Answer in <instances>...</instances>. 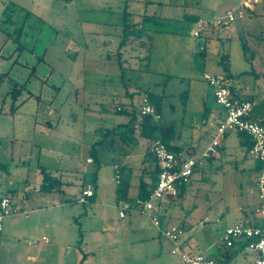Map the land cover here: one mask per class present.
Listing matches in <instances>:
<instances>
[{"label":"rangeland","instance_id":"374dc122","mask_svg":"<svg viewBox=\"0 0 264 264\" xmlns=\"http://www.w3.org/2000/svg\"><path fill=\"white\" fill-rule=\"evenodd\" d=\"M125 2L130 11L157 16L143 24V34H125ZM7 4L24 8L20 25L2 23ZM230 9L234 21L218 28L214 38L206 32L193 37V15L222 16ZM133 23L142 26L139 17ZM18 26L23 32L16 41ZM118 50L123 75L113 58ZM205 71L232 73L234 84L250 89L257 101L253 114L264 111V0H249V6L243 0H0V72L25 84L15 102L7 95L8 81L0 93V198L9 196L18 210L4 219L0 264H80L84 254L81 264H183L180 251L172 253L175 244L149 217L136 211L119 217V204L134 206L142 199L140 180H150L149 141L140 138L139 159L131 167L125 154L133 145L119 135L114 146L124 153L101 147L97 163L90 148L101 130L129 120L115 109L138 112L145 91L158 102L161 123L174 125V143L184 146L181 131L199 132L200 97L211 101ZM195 152L200 155V146ZM223 160L234 167L232 159ZM43 168L62 186L44 188ZM245 173L219 181L194 175L181 197L156 202L160 229L182 224L181 249L186 240L192 251L220 264H252L250 253L230 258L219 253L228 248L226 228L242 219L245 193L256 198L255 174ZM83 185L95 191L87 203L76 200ZM243 207L250 212L251 206Z\"/></svg>","mask_w":264,"mask_h":264},{"label":"built area","instance_id":"2783aa9c","mask_svg":"<svg viewBox=\"0 0 264 264\" xmlns=\"http://www.w3.org/2000/svg\"><path fill=\"white\" fill-rule=\"evenodd\" d=\"M246 0L244 4H247ZM236 9V8H235ZM235 9L227 10L222 16L200 17L194 24L193 37L197 38L211 28L229 26L235 19ZM203 80L214 89L215 101L220 105L224 114L216 121L215 129L210 134V141L199 156H186L183 152L170 149L169 145L160 139L151 141L152 152L156 167L157 178L150 190L147 199H140L133 206L128 201H122L119 206V216L126 217L131 211L142 213L149 217L152 223L160 229L161 221L156 211V202L164 197H176L180 188L187 184L193 177L195 170L204 164L207 158L216 156L223 139L230 133L236 132L246 135L250 141V153L259 162L260 169L256 177V189L258 194V205L256 223L240 222L228 226L224 233V241L227 247H233L239 240L244 241L257 256L254 264H264V124L255 120L251 115L254 102L241 100L233 96L227 79L224 75L204 72ZM141 116H151L159 120L154 106L147 100L145 95L142 99L140 109ZM94 191L90 188L84 189L78 201L87 203ZM12 198L3 196L0 198V235L3 231L4 219L17 213ZM183 226L172 225L161 228V234L175 244L172 253H179L183 264H220L217 259L206 256L203 253L181 249L178 245Z\"/></svg>","mask_w":264,"mask_h":264},{"label":"crops","instance_id":"0c3cea01","mask_svg":"<svg viewBox=\"0 0 264 264\" xmlns=\"http://www.w3.org/2000/svg\"><path fill=\"white\" fill-rule=\"evenodd\" d=\"M245 1L246 0H243V3ZM207 4L209 5V3H207ZM244 5L249 6V1L247 2V4H244ZM145 8H146V6H145ZM202 9L208 10L209 8L205 4ZM141 13L143 14V13H145V11H142ZM196 16L197 17H203V15H201V14H196ZM212 16H214V15H211L209 17H212ZM217 30H218V28H211V29H208L204 32H206L207 35L209 34L211 36V38H214ZM202 52H204V50H202L201 53ZM205 72H208V71H205ZM218 74L224 75L226 77L227 82L229 84V87L231 88V91H232L233 96L235 98L250 100V101L254 102L255 105H254L251 116L255 120L262 122L264 124V111H262L261 113L256 112L255 114H253L258 103L254 98H252L253 95L251 93V90L246 88L245 86H243L241 84L235 85L233 82L234 77H233L232 73L229 75L228 74H222V73H218ZM263 75H264V73H263ZM212 90H213V92H212V97H211L210 102H209L208 96L204 95V94L200 97V99L198 101V105L202 104V106H199V108H201V111H202V116H201L202 120L200 121L199 126L197 127V129H199V132L196 131V132L191 133L189 131L186 132L185 130L181 131V134H184V137H185L184 140H186L184 142V144L186 146H189L190 148H196V146H198V147L200 146V152H202L204 150V148L207 146V144L209 143L210 134L215 129L216 121L219 118H221L224 114L223 108L216 103L215 96H214V89L212 88ZM203 131L208 135L209 139H208V137H207V139L206 138L204 139V137L202 139V136L204 133ZM173 143H174V141H173ZM141 144H142V142L140 141V143L137 146H139ZM250 146H251V141L247 136L236 133V132H232V133L228 134L223 139V141L221 142V145H220L219 150H218V154L216 156H212L210 158H207L204 161V164L195 170L194 175H199L202 179L203 178H205V179L206 178H212V180L219 181L225 175H231V174L239 175L240 173L246 174L245 172H249V173L255 174L254 181L252 180L251 182H252V185L254 182V185L256 186V184H255L256 183V177H257V174H258L260 167H259V162L250 153ZM135 151H136V147L130 149L129 151L126 152L127 154H125L128 167H131L130 165H132L133 161L139 159V158H137ZM193 154H194L193 156H197L195 150H194ZM222 157H225L226 160H228V161H231V159H232V161H234V167L231 166L230 162H227L225 160L221 161ZM192 179H193V177L190 179L189 182H191ZM64 184H65V182H64ZM248 184H250V183H248ZM186 185L187 184H185L183 186V188H185ZM250 186H251V184H250ZM84 187L85 186L83 185L77 191L78 198L81 196L82 189H84ZM62 190H63V188H62ZM184 191H185V189L183 190V193H184ZM245 196H246L245 200L242 203V206L240 207V210L242 213V219L240 220V222H249L252 224L256 223L258 220L257 213H256V207L258 205V194H256V198H254L251 195H249V192H246ZM78 198H76V200H78ZM88 199H89V201L91 200V198H88ZM244 205L251 206V209H250L251 213L248 212V210H245V208L243 207ZM128 217H129V213L127 214L126 217H123V218L120 217V218L126 219ZM67 224H70V219L68 220ZM182 226L184 227V225H182ZM70 231H69V233L67 231V235L69 237H71V239H74L75 234L72 233V230H70ZM159 231L161 232L160 229H159ZM180 245L185 250H192V244L189 241L185 240V241L181 242ZM0 246H1V242H0ZM209 248H211V247H209ZM226 248H227V246H226ZM229 248H231V249L235 248V249L231 250ZM237 252L250 253L252 256V259H251L252 264H254V261H255L257 254L253 250H251L249 247H247V244L242 240L237 241L233 247H228L225 250L219 249V253L224 258H230L232 256H235V254H237ZM85 258H86L85 254H84V256L82 255V257L80 258L81 259L80 264L85 261ZM215 259H217V258H215ZM218 262H219V260H218Z\"/></svg>","mask_w":264,"mask_h":264},{"label":"trees","instance_id":"16d2710c","mask_svg":"<svg viewBox=\"0 0 264 264\" xmlns=\"http://www.w3.org/2000/svg\"><path fill=\"white\" fill-rule=\"evenodd\" d=\"M138 8V7H137ZM136 11V10H135ZM24 12V8L22 7H17L15 4L10 5L7 4L5 5V9L3 10V18H2V23L6 24H19L21 23V19L23 17V13ZM30 13L26 12L25 16H29ZM141 18V22H142V26H137L135 23H133V20L135 18ZM14 18H16L17 20H15ZM198 18L196 15H193V22L195 24L196 20H198ZM157 19V16L155 14H146V13H139V12H134V11H130L129 10V6H128V2H125L124 5V12H123V22H124V29H125V34H143L141 31H143V29H145L143 27V24L148 23V22H155ZM20 20V21H19ZM19 21V22H18ZM38 21H42L40 18L38 19ZM6 31V29H5ZM23 32L22 27L18 26L17 29L14 30V34L16 35L15 40L19 41L20 40V35ZM9 37L12 36L10 33H8L7 31L5 32ZM127 39V36L123 37V42H125ZM144 43L143 41L141 42V44ZM112 56V55H111ZM113 58H115L118 62V66L120 71L122 72V75L124 74V63L125 60L122 56V52L120 50H118L116 53L113 54ZM110 57V56H108ZM8 81L9 82V86L11 88V90L8 92L7 91V95H10V97L15 101L18 100L19 96L21 95L25 84L23 85H19L17 82H15L10 76H9V72H0V93H1V88L2 85ZM231 89V88H230ZM147 96V100L154 106L156 113L160 116L159 120H154L151 116L145 115V116H141L140 115V109L142 106V102L140 103L138 112H135L134 109H132L133 111L129 112L127 109L124 110V108H118L115 109V111H117V114H127L129 116V120L127 122L118 124L115 127H112L110 129H106L105 131L100 132V138L97 139L95 142H93V144L91 145L90 148V155L92 157V159L94 160V162L99 161L98 157H97V153L98 150L102 147L105 150L107 149H120L122 150L121 153H124L125 151L123 150V148H120L119 146L116 147L114 146V136L119 135L121 136L125 141H130L133 145V147H136L139 143H140V138H144L146 141H149V144L151 141L160 139L161 141L167 143L170 147L171 150L176 151V152H183L186 156L190 157L193 156V152L195 150V148H190L189 146H181L179 144H175L173 143V141L176 139V131L174 129V125L173 124H169V125H165L161 123V113H160V106L158 104V102L154 101V98L150 95V93L148 91H145V93L142 95V99L144 98V96ZM244 100V99H241ZM13 110L16 109L17 107L15 105H13ZM103 111H110L108 107L103 106ZM138 128L140 129L139 134L137 133ZM244 135V134H242ZM246 136V135H245ZM109 137L110 141H109ZM132 147V148H133ZM194 149V150H193ZM148 156H150L152 158V160L154 161V165L152 166V169L149 172L150 175V180L149 181H145L143 178L140 180L139 183V197L142 198V200L147 199L149 197V193L151 188L154 185V181L157 178V167H156V163H155V159L154 156L152 154V152L150 151V146L147 147V154ZM260 167V164H259ZM120 166L116 165V170H117V182H121L120 178H121V171H120ZM260 169V168H259ZM43 173H44V183H43V187L49 190H53L55 189V187L58 186H62V180L52 177L51 175H49V172L47 170V168H43ZM96 172H97V168H95L93 170V172L91 173V182H94L95 176H96ZM92 187V186H91ZM125 188V187H124ZM59 189V188H57ZM93 189V187H92ZM60 191H62V188L59 189ZM183 190L184 188H180L179 190V194L176 197H181L183 195ZM95 196V191L94 194L91 197L88 198H94ZM171 198H175L173 196H169ZM89 200V199H88Z\"/></svg>","mask_w":264,"mask_h":264}]
</instances>
